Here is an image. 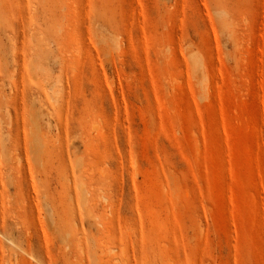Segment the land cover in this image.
<instances>
[{
  "label": "rangeland",
  "instance_id": "374dc122",
  "mask_svg": "<svg viewBox=\"0 0 264 264\" xmlns=\"http://www.w3.org/2000/svg\"><path fill=\"white\" fill-rule=\"evenodd\" d=\"M37 263L264 264V0H0V264Z\"/></svg>",
  "mask_w": 264,
  "mask_h": 264
},
{
  "label": "bare ground",
  "instance_id": "6f19581e",
  "mask_svg": "<svg viewBox=\"0 0 264 264\" xmlns=\"http://www.w3.org/2000/svg\"><path fill=\"white\" fill-rule=\"evenodd\" d=\"M36 142V141H35ZM30 145V144H29ZM32 147V146H31ZM39 262V261H38ZM37 264H39V263H37ZM41 264V263H40Z\"/></svg>",
  "mask_w": 264,
  "mask_h": 264
}]
</instances>
